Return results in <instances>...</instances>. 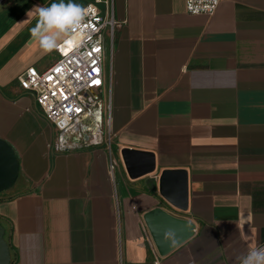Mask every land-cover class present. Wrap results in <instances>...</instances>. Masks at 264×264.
Returning <instances> with one entry per match:
<instances>
[{
    "label": "crops",
    "instance_id": "crops-1",
    "mask_svg": "<svg viewBox=\"0 0 264 264\" xmlns=\"http://www.w3.org/2000/svg\"><path fill=\"white\" fill-rule=\"evenodd\" d=\"M54 2L0 4V137L20 160L0 192L10 264H236L264 245V0H222L212 14L189 13L186 0H111L113 174L105 143L58 149L18 81L57 57L65 36L39 52L29 13ZM124 148L152 153L154 170L132 176ZM167 169L187 174L184 209L160 191ZM157 207L194 226L166 254L145 219Z\"/></svg>",
    "mask_w": 264,
    "mask_h": 264
},
{
    "label": "built area",
    "instance_id": "built-area-1",
    "mask_svg": "<svg viewBox=\"0 0 264 264\" xmlns=\"http://www.w3.org/2000/svg\"><path fill=\"white\" fill-rule=\"evenodd\" d=\"M221 1L186 0V8L191 14H212ZM83 8L84 19L57 46L56 59L43 69L27 67L18 81L23 89L34 94L44 116L57 130L58 149L105 143L113 174L115 132L107 44L118 23L111 0H92Z\"/></svg>",
    "mask_w": 264,
    "mask_h": 264
},
{
    "label": "water",
    "instance_id": "water-1",
    "mask_svg": "<svg viewBox=\"0 0 264 264\" xmlns=\"http://www.w3.org/2000/svg\"><path fill=\"white\" fill-rule=\"evenodd\" d=\"M127 169L132 176L151 172L155 167L154 156L150 152L136 149H122ZM20 172V160L14 146L0 137V192L13 186ZM187 174L182 169L164 170L160 177V191L172 203L184 209L187 206ZM160 253L166 254L188 239L193 232V223L174 217L157 207L145 215ZM169 234H172L169 236ZM11 263V249L5 237V228L0 223V264Z\"/></svg>",
    "mask_w": 264,
    "mask_h": 264
},
{
    "label": "clouds",
    "instance_id": "clouds-1",
    "mask_svg": "<svg viewBox=\"0 0 264 264\" xmlns=\"http://www.w3.org/2000/svg\"><path fill=\"white\" fill-rule=\"evenodd\" d=\"M86 10L79 4L68 0L54 2L50 6L34 5L29 13L38 15L36 26L31 29L32 35L37 37L41 47L45 51H51L56 41L62 36L70 34L75 26L84 19ZM172 234H169L171 236ZM236 264H264V245L249 248L246 252L239 254Z\"/></svg>",
    "mask_w": 264,
    "mask_h": 264
},
{
    "label": "rangeland",
    "instance_id": "rangeland-1",
    "mask_svg": "<svg viewBox=\"0 0 264 264\" xmlns=\"http://www.w3.org/2000/svg\"><path fill=\"white\" fill-rule=\"evenodd\" d=\"M39 49H40L39 52H43V51H45L41 46H40ZM32 50H34V49H32ZM37 54H38V53H37ZM105 114H106V112H104V116H105Z\"/></svg>",
    "mask_w": 264,
    "mask_h": 264
}]
</instances>
